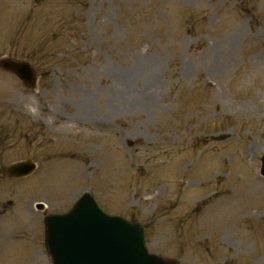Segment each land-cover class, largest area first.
I'll use <instances>...</instances> for the list:
<instances>
[{
	"label": "rangeland",
	"instance_id": "374dc122",
	"mask_svg": "<svg viewBox=\"0 0 264 264\" xmlns=\"http://www.w3.org/2000/svg\"><path fill=\"white\" fill-rule=\"evenodd\" d=\"M5 57L39 70L33 89L0 68L5 122L44 138L5 160L39 169L17 194L0 185L15 201L0 264H51L15 226L41 223L35 201L66 211L86 191L152 225V253L264 264V0H0Z\"/></svg>",
	"mask_w": 264,
	"mask_h": 264
},
{
	"label": "water",
	"instance_id": "95a60500",
	"mask_svg": "<svg viewBox=\"0 0 264 264\" xmlns=\"http://www.w3.org/2000/svg\"><path fill=\"white\" fill-rule=\"evenodd\" d=\"M8 67L21 79L27 78L23 66ZM262 163L264 176V158ZM12 170L28 174L32 167L23 164ZM47 225L54 264H173L147 252L141 225L130 226L122 218L108 215L89 193L72 212L49 218Z\"/></svg>",
	"mask_w": 264,
	"mask_h": 264
},
{
	"label": "flooded vegetation",
	"instance_id": "af4514ba",
	"mask_svg": "<svg viewBox=\"0 0 264 264\" xmlns=\"http://www.w3.org/2000/svg\"><path fill=\"white\" fill-rule=\"evenodd\" d=\"M5 111L0 110V178L2 179L1 172L5 169V160H12L9 156L10 153L15 149V147L22 141L30 139L32 144L40 143L43 141V136L38 134H30L29 132L19 131L18 126L9 125L5 121ZM34 149V152H37ZM21 160V159H18ZM6 210L7 205L3 206Z\"/></svg>",
	"mask_w": 264,
	"mask_h": 264
}]
</instances>
